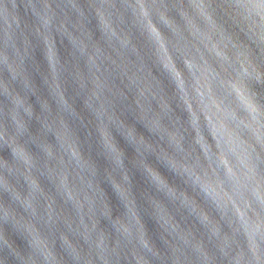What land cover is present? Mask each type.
Here are the masks:
<instances>
[{"label":"water","instance_id":"95a60500","mask_svg":"<svg viewBox=\"0 0 264 264\" xmlns=\"http://www.w3.org/2000/svg\"><path fill=\"white\" fill-rule=\"evenodd\" d=\"M0 264H264V0H0Z\"/></svg>","mask_w":264,"mask_h":264}]
</instances>
